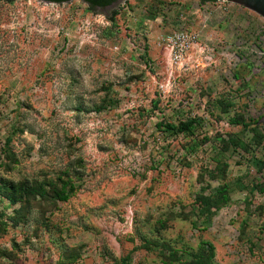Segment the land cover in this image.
I'll use <instances>...</instances> for the list:
<instances>
[{"label": "rangeland", "instance_id": "374dc122", "mask_svg": "<svg viewBox=\"0 0 264 264\" xmlns=\"http://www.w3.org/2000/svg\"><path fill=\"white\" fill-rule=\"evenodd\" d=\"M0 264H264V20L0 0Z\"/></svg>", "mask_w": 264, "mask_h": 264}, {"label": "water", "instance_id": "95a60500", "mask_svg": "<svg viewBox=\"0 0 264 264\" xmlns=\"http://www.w3.org/2000/svg\"><path fill=\"white\" fill-rule=\"evenodd\" d=\"M49 3H59L66 0H43ZM87 9L93 12L116 9L124 0H82ZM212 2L214 0H199ZM245 8L264 20V0H225Z\"/></svg>", "mask_w": 264, "mask_h": 264}, {"label": "built area", "instance_id": "2783aa9c", "mask_svg": "<svg viewBox=\"0 0 264 264\" xmlns=\"http://www.w3.org/2000/svg\"><path fill=\"white\" fill-rule=\"evenodd\" d=\"M166 45L170 60L180 62L189 50L198 47V38L192 33L178 32L167 40Z\"/></svg>", "mask_w": 264, "mask_h": 264}, {"label": "trees", "instance_id": "16d2710c", "mask_svg": "<svg viewBox=\"0 0 264 264\" xmlns=\"http://www.w3.org/2000/svg\"><path fill=\"white\" fill-rule=\"evenodd\" d=\"M41 1H43V0H41ZM68 1H70V0L62 1V2H59V3H53V4H62V3H66V2H68ZM81 1H82V0H81ZM216 1H218V0H214V1H212V2H202V1H199V0H198L199 3H214V2H216ZM224 1H225V0H224ZM44 2H46V1H44ZM82 2H83V1H82ZM226 2H227V1H226ZM83 3H84V2H83ZM10 190L13 191V189L9 187V191H10ZM18 192H20V189L18 190ZM11 197H12V195H10V197H7V196H6L5 199H6L8 202H11V201L13 202L14 199H12ZM12 202H11V203H12Z\"/></svg>", "mask_w": 264, "mask_h": 264}, {"label": "flooded vegetation", "instance_id": "af4514ba", "mask_svg": "<svg viewBox=\"0 0 264 264\" xmlns=\"http://www.w3.org/2000/svg\"><path fill=\"white\" fill-rule=\"evenodd\" d=\"M198 1V0H197Z\"/></svg>", "mask_w": 264, "mask_h": 264}]
</instances>
